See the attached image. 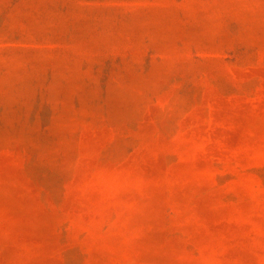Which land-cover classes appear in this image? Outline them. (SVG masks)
<instances>
[{
    "label": "rangeland",
    "instance_id": "obj_1",
    "mask_svg": "<svg viewBox=\"0 0 264 264\" xmlns=\"http://www.w3.org/2000/svg\"><path fill=\"white\" fill-rule=\"evenodd\" d=\"M0 264H264V0H0Z\"/></svg>",
    "mask_w": 264,
    "mask_h": 264
}]
</instances>
